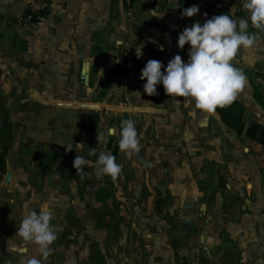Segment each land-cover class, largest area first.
I'll return each mask as SVG.
<instances>
[{"label":"crops","instance_id":"crops-1","mask_svg":"<svg viewBox=\"0 0 264 264\" xmlns=\"http://www.w3.org/2000/svg\"><path fill=\"white\" fill-rule=\"evenodd\" d=\"M221 1L248 18L242 0ZM29 2L0 0V264H264V145L243 134L245 113L264 127V36L233 60L247 78L231 105L238 133L162 85L143 91L149 60L188 59L177 40L197 21L177 0H51L22 24ZM123 119L136 121L132 157L118 145ZM109 127L117 133L99 144ZM94 148L122 166L116 180L76 173L75 156L95 162ZM31 210L53 214L47 259L15 234ZM186 218L194 234L181 230Z\"/></svg>","mask_w":264,"mask_h":264},{"label":"clouds","instance_id":"clouds-1","mask_svg":"<svg viewBox=\"0 0 264 264\" xmlns=\"http://www.w3.org/2000/svg\"><path fill=\"white\" fill-rule=\"evenodd\" d=\"M242 6L249 13L247 19H234L228 14H220L202 25L195 22L185 28L178 36L177 46L183 49L186 44L189 45L187 61L175 55L165 67L158 60H149L140 75L141 80H146L143 84L144 93L148 96L157 95V85H162L169 97L185 98L186 105L193 104L195 110L203 113L230 106L247 83L246 76L234 66L233 60L240 48H252L264 36V0H242ZM198 11L199 7L193 5L183 9L182 16L193 17ZM157 15L153 13V16ZM250 26L256 31L250 32ZM136 55L138 58L143 55L141 47H136ZM116 133V128L109 127L106 131H98L96 138L99 144L107 143L108 138ZM74 145L76 151L83 150L85 146L83 143ZM118 145L128 157L140 152L134 119L121 120ZM72 149L69 146L67 150ZM88 155L97 156L95 162L84 156H75L73 168L76 173L84 175V168L88 166L95 168L98 178L108 176L116 180L120 176L122 166L116 162L115 156L106 151H100L97 155L96 148L88 149ZM52 219L50 211L31 210L21 220L15 233L24 244H35L43 259L52 254L51 245L57 240ZM8 245L11 250L17 247L10 240ZM26 264H42V261L31 257Z\"/></svg>","mask_w":264,"mask_h":264},{"label":"built area","instance_id":"built-area-1","mask_svg":"<svg viewBox=\"0 0 264 264\" xmlns=\"http://www.w3.org/2000/svg\"><path fill=\"white\" fill-rule=\"evenodd\" d=\"M182 10L193 5L199 7L198 13L193 17H188L199 23H204L212 18L220 11L225 10L226 5L221 0H177ZM51 6V0H30L28 8L22 14L19 21L22 24L29 23L41 17V14L46 12Z\"/></svg>","mask_w":264,"mask_h":264},{"label":"water","instance_id":"water-1","mask_svg":"<svg viewBox=\"0 0 264 264\" xmlns=\"http://www.w3.org/2000/svg\"><path fill=\"white\" fill-rule=\"evenodd\" d=\"M81 81L87 85L88 84V65L84 64L83 74ZM252 115L244 114L243 120L246 121L243 127V134L245 137L254 140L262 145H264V127L261 126L256 120L252 119ZM11 177V173H7L5 176V182L8 183ZM197 227L195 221L186 218L184 222L180 224L182 231L194 234V229Z\"/></svg>","mask_w":264,"mask_h":264},{"label":"trees","instance_id":"trees-1","mask_svg":"<svg viewBox=\"0 0 264 264\" xmlns=\"http://www.w3.org/2000/svg\"><path fill=\"white\" fill-rule=\"evenodd\" d=\"M220 14H228V12H226V10H223V11H220L218 14L216 15H220ZM43 13L41 14V17H42ZM215 15V16H216ZM229 15V14H228ZM40 17V18H41ZM38 18V19H40ZM38 19H35L34 21H37ZM33 22V21H32ZM203 23H201L202 25ZM249 31L250 32H254L256 31L255 29L249 28ZM231 105H237V102L234 101ZM228 106V107H225V108H217L216 111L218 112V114L220 115V118L226 123L228 124L229 126H232L236 129V131L238 133H240L242 131V125L240 123V116L239 115H236L235 112L231 111V107L232 106ZM5 155V150H2V152H0V163L3 162V157ZM232 264H235V263H232Z\"/></svg>","mask_w":264,"mask_h":264}]
</instances>
